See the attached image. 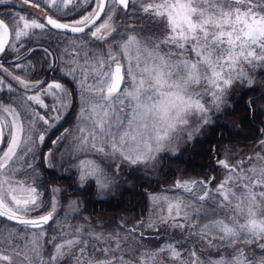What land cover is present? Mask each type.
Wrapping results in <instances>:
<instances>
[{"label":"snow or ice","instance_id":"snow-or-ice-1","mask_svg":"<svg viewBox=\"0 0 264 264\" xmlns=\"http://www.w3.org/2000/svg\"><path fill=\"white\" fill-rule=\"evenodd\" d=\"M9 2L0 0V5ZM23 3L35 8L41 6L40 0H23ZM43 3L64 16L82 7L85 11L70 22H62L53 15H48L46 22H40L11 10L0 14V55L6 49L15 53L7 67L0 62V92L8 94L6 100L0 99V218L13 221L24 230H33L26 231L30 239L23 253L29 264H45L40 241L46 235L45 226L57 213L56 194L61 191L53 187L51 198L43 197L33 163L34 149L64 119L70 107L68 97L72 95L61 82H29L9 70L26 71L31 67L21 55V49L23 38L29 37L32 30L44 32L50 26L58 33H71L73 39L68 43L77 52L76 58H65L43 49L48 68L54 70V61L64 60L63 74L78 79L80 89L81 103L74 127L65 128L52 144L59 145L71 138L74 156L97 154L130 166L151 163L155 167L156 154L187 130L185 126L190 117L199 115L197 128L199 123H208V108L202 102L204 96L210 95L212 105L218 109L234 83L239 81L251 86L254 78L249 73L264 68V0H43ZM140 13L157 21L158 34L145 41L139 33L129 31L132 25L125 24L123 31L117 32L121 36L117 51L109 48L105 53V44L112 45L115 40V37L109 39L116 31L115 18L120 15L125 19L129 16L143 19ZM64 51L67 53L68 49ZM124 59L128 61L127 68L122 63ZM127 77L132 81L130 88ZM10 81H15V85ZM44 97H50L53 103H46ZM20 105L24 106L23 112L17 110ZM258 109L264 110V105L248 102L249 112L255 113ZM194 130H189V138ZM260 131L259 149L254 157H249L253 160L251 167L237 172L236 165L219 159L218 165L227 174L213 188H209L211 180L178 181L175 187L191 194L189 197L178 196L174 200L167 196L151 197L153 205L160 201L167 204V215H160L161 224L180 229L188 236H198L201 242L211 235L212 239H207L208 247L217 251L232 247L233 252L221 253L218 259H204L192 241L181 237L179 241L167 242L144 253L139 264H165V261L169 264H264V128ZM54 158L51 151L43 156L50 168L56 166L52 162ZM75 165L81 187L92 179L98 194H103L114 182V174L109 175L94 160L80 158ZM113 166L119 170L121 165ZM197 183L202 188H196ZM239 184L243 187L237 193L234 189ZM193 199L201 202L197 211L204 212L205 216L204 204L208 201H218V208L227 209L232 215L225 218L227 222L213 219L195 224L187 211ZM75 207V201L69 203V210L74 211ZM181 216L184 222L176 219ZM241 216L244 222L237 223ZM59 222L67 224L68 220L65 217ZM147 227L156 225L149 223ZM128 231L135 233L137 229ZM83 232V228H77L74 234L51 236L49 243L60 242L53 244L49 264H60L65 258H74L75 264H128L122 256L109 255V248H97L96 240H112L113 235L103 236L89 230V236L93 237L90 241L83 238ZM5 234L8 238H19L11 227L0 226V238ZM70 235L72 238H67ZM217 238L222 243L212 242ZM238 242L246 248H235ZM177 244L187 246L177 247ZM253 245L261 249L256 258L248 254ZM89 248L93 255H89ZM11 250L17 251L15 247ZM96 251L103 258L95 257ZM0 261L11 264V257L0 250Z\"/></svg>","mask_w":264,"mask_h":264},{"label":"rangeland","instance_id":"rangeland-1","mask_svg":"<svg viewBox=\"0 0 264 264\" xmlns=\"http://www.w3.org/2000/svg\"><path fill=\"white\" fill-rule=\"evenodd\" d=\"M40 1L43 3V0H40ZM81 9L74 11V12H78ZM51 10L54 11L53 9ZM140 15L143 16V19H140L135 16H129L125 19L123 16H120V15H118L115 18L114 23L117 26L116 31L112 32V34L109 36L110 40H112L113 37H115V40H113L112 45L105 44L104 49H103L105 53L108 51L109 48H111L113 52L117 51L116 44L121 41V36L117 35V32H122L125 24L132 25L133 28L129 29V31H134L136 33H139V37L143 38L145 41H147L149 37H152L153 34H158L157 29L160 27V25L157 23V21L154 20L152 17L144 15L143 13H140ZM129 18H132V21H130ZM42 36H44L47 40L50 39L52 42L54 41L55 47L58 51L56 56H64L65 58H68V57L76 58L77 57L76 50L73 49L72 46L68 43L71 39H73V37L50 32L48 28L44 32H41L40 30H32V33L30 34L29 37L23 38L22 43L25 45L26 42H30L31 39L33 41V38L36 39ZM17 46L19 47V44ZM65 48L68 49L67 53H65L64 51ZM166 50L167 49H165V51ZM10 52L14 53L11 49H10ZM132 55L134 56L135 52H133ZM190 57L193 59L195 58L194 54L192 53H190ZM45 58H46V55H45ZM80 59L82 63L83 62L82 57ZM54 63L56 64V67L53 71V75L55 76V78L52 80H47L45 81V83L61 82L72 93V95L68 97L70 107L67 109L64 115V119L60 122V124L57 125L56 128L52 129L48 133L44 143L38 144L34 149L36 159L33 163H34V167L37 169L38 174H39V179H38L39 190L43 193V197L46 200L50 199L51 196L53 195L50 189L53 187H58L61 189V191L56 194V198L58 200L57 213L55 214L53 221H50L49 224L45 226L47 230L46 235L40 241L41 245L43 246V259H44L45 264H49V257L54 252L53 244L60 242L58 240V241H52L51 243H49V238L53 235H57L59 237L63 233L74 234L75 229L77 228H83L84 229L83 238L88 239L90 241L93 240V237L89 236L88 234L89 230H93L96 233L102 234L103 236L113 235L114 238L112 240H96L95 243L97 245V248H109L110 249L109 255L115 256V257L122 256L124 260L128 262V264H139L140 257L144 253L157 249L167 242L179 241L181 237H183L184 241H192L193 242L192 246L194 247V249L198 251V255L204 259H218L220 258L221 253H224V254L232 253L233 252L232 247H221L219 251H217L215 248L208 247L207 239H212L211 235H209L207 239L201 242V239L198 236H188V235H185V233L182 232L180 229L171 228V227H168L167 225L161 224L160 215L161 214L165 216L167 215V204L164 201H160L156 205H153L151 197L154 195L155 196H167L173 200L174 198L178 197V196H175L174 194L168 193L167 191L152 193V195H149L148 197L150 198V202H152V210L154 211L152 219L148 221H144V222L143 221L135 222L133 223V225H129L130 227L125 225L124 221H121V220H119L117 223H114V224H107L105 222H101V223L88 222L86 218L88 215L83 212V209H84L83 197L81 198L79 196H75L74 194H70V192H73V193L77 191L82 192V190L85 187L91 186L93 188L90 191L91 202L93 199L96 201L106 200V199H109L110 197H116L119 194L120 189L122 188H131L132 184H134L135 181L142 179V177L147 178V180H149L150 178H155L156 177L155 169L158 166L159 164L158 160H160L161 157L164 158V156L171 157V156L178 155L180 150L183 148V146H185V144H191L192 142H194L195 138L198 137V135L200 134L203 126L210 125L212 123H216L220 121L222 114H224V108L230 104V95H229L230 89L228 90L227 94L224 97V102L220 105L218 109L212 105V100H211L210 95H206L202 98V102L208 108V111L206 113L208 123L206 124L199 123V127L197 128V123L200 120L199 115L197 114L196 116L190 117L189 124L185 126L187 130L180 132L178 139L174 140L171 145H169L164 150L156 154L155 167H152L151 163L149 165L130 166L126 163H122L119 159H115V160L107 159L97 154H88L86 157L84 156V154L74 156L72 152L71 138L61 142V144L59 145L54 146L52 144V141L56 139V137L59 136L65 128L74 127L76 119H77V115L79 112L80 103H81L78 79L73 80L72 77L65 76L63 74L62 69L66 68L64 60L62 59L55 60ZM122 63L125 65V68H127L128 66L127 59H124ZM32 64L33 62H31L30 64L31 67L28 68L26 71H21L20 69H14V68L9 69V70L12 71L14 74L21 75L22 78H26L29 82H32L30 80L31 75L29 74L33 73L34 75L38 73L39 71L37 69L39 67L38 66L35 67ZM132 64L133 66L135 65V60L132 61ZM5 66L7 67V65ZM258 69H261V68H257L255 71H257ZM255 71H251L249 73L250 76L253 77V73ZM8 79L10 80V78ZM126 79H127V85L130 88L132 84L131 78L127 77ZM10 82L13 85H15L16 83L15 81H10ZM261 83L264 84V79H261L260 81H257L256 79H254V82L251 86L255 87L257 84L261 85ZM237 84H242L243 87L249 86L246 83H240L239 81L234 83L233 86H236ZM28 94H31V93H28ZM7 95L8 94L5 92H0V99L6 100ZM44 99L46 103L48 104L53 103L50 97H44ZM255 104L260 105V102L255 101ZM33 107H35V105H33ZM17 110L20 112H23L24 106L20 105ZM38 110L43 112V109H38ZM193 129H196V130L191 131V137L189 138V130H193ZM198 139H199V142H202L201 140H203V143H205V145L201 147V149L203 148L204 150V147L206 146V144L209 145L208 138L199 137ZM220 149L222 150L221 151L222 157H220V159H226L229 162V164L236 165L237 172H240L242 169H247L252 166L253 160L249 159V157H254V154L259 149V145H258V148L256 147V150H254L255 149L254 148L253 151L248 152L247 156L244 154V157H242V154L236 153V151L233 150L232 147H224L223 149L220 147ZM49 151H51L54 154L55 158L54 160H52V162L56 165L55 168L48 167L47 162H45L43 159V156L47 154ZM80 158H88V159L94 160L109 175L114 174L113 176L114 182L109 187V189H107L103 194H98V189H97L95 180L90 179L86 182V184L83 187L80 186L78 182V169L75 165V161ZM245 160H247L249 163L245 164L246 163ZM214 161H215L214 162L215 165L217 166L218 159ZM115 164L121 165L119 170H117L113 166ZM220 168L222 170V173H221L222 177L216 182L215 185H213L212 187L209 186V188H213L214 186L218 185L220 182H222L225 179L227 170L223 169L222 167ZM45 169H51L58 175L64 174L65 176H67L68 179L70 178L73 179L74 184H72L71 188H67L65 186H61L57 184L55 185L53 182H50V183L45 182L44 178L42 177V172H41V171L45 172ZM131 170H135V171L131 173ZM178 181H181V182L182 181H195V179L193 180V178H189V179H184V180H176L175 185ZM195 187L202 188V186L199 183H197ZM242 187L243 185L239 184V186L235 187L234 190L237 193H240L242 190ZM68 189H69V192H68ZM178 189L179 191L183 192L188 197L191 195L189 193H185L182 188H178ZM65 190H66V193H64ZM193 200L198 201L196 199H193ZM72 201L76 202V207L74 211L69 210V203ZM209 202L211 203L212 206L216 207L218 212L221 213L222 211L224 212V214H227L228 217L232 215V213L229 212L227 209H219L217 206L218 201H209ZM188 209L190 210V208ZM152 210L150 211V213H152ZM33 215H35V213H33ZM189 216L192 219L193 211H190ZM65 217L67 218L68 223L67 224L60 223L59 220H62ZM176 219L179 222H184L183 216L177 217ZM217 219H222V218H217ZM209 221H205L204 223L209 222ZM141 222H143L142 229L140 228ZM225 222H227V220H225ZM242 222H244L243 216L240 217L237 223H242ZM149 223L155 224L156 227L154 228L147 227ZM193 223L198 224L196 222H193ZM0 226L11 227L13 230L17 232V235L19 237V238L17 237L8 238L7 234H5L3 238H0V239H3L4 241L3 243H0V250H3L5 255H8L11 257V264H29V261L25 258L23 253L24 251H26V249L24 248V245L30 239V237L26 235V231L31 232L33 230H30V229L24 230L22 226L20 225L8 223L1 219H0ZM133 228L137 229L135 233L127 232L129 229H133ZM142 230L144 232H142ZM36 231H39V230L37 229ZM141 232L143 233V235L140 234ZM67 238H72V236L70 235ZM117 239L119 240L118 248H117ZM212 242L214 244L222 243L218 238L213 239ZM241 244L243 243L238 242L234 245V247L235 248H246L244 244L242 246ZM10 245L11 247H15L17 251L11 250ZM182 246L186 247L187 245L177 244V247H182ZM87 251L89 255H93V250L91 248H89ZM18 252L19 254H17ZM248 254L253 256L251 253H248ZM94 255L95 257L103 258L102 254L99 251H96ZM184 255H186V253H184ZM225 258H228L227 255L225 256ZM0 264H5V262L0 261ZM60 264H75V259L65 258L62 261H60ZM165 264H169V262L165 261Z\"/></svg>","mask_w":264,"mask_h":264},{"label":"trees","instance_id":"trees-1","mask_svg":"<svg viewBox=\"0 0 264 264\" xmlns=\"http://www.w3.org/2000/svg\"><path fill=\"white\" fill-rule=\"evenodd\" d=\"M129 19L132 21V18ZM11 56L9 52L3 55L5 59H9ZM43 58L44 68L34 75L33 73L29 74L32 82L52 79L50 73L53 71L48 68L45 55ZM253 77L257 81L264 79V68L255 71ZM262 92H264V84L262 83L261 85L257 84L255 87H243L242 84L232 86L229 90L230 104L224 108V114H222L220 121L206 125L194 142L185 144L178 155L161 157L155 169V178L147 180V178L142 177L143 180L135 181L131 188H122L116 197H110L106 200L96 201L93 199L91 202L90 191L93 189L91 186L85 187L82 192H70V194L83 197V212L88 215L86 217L87 221L91 223L114 224L121 220L130 227L129 225H133L135 222L151 220L154 211L148 196L152 193L167 191L175 196L188 197L175 187V181L189 178H193L197 182L211 180L210 187L216 184L222 177L221 168L214 163V160H219L222 157L220 147L222 149L232 147L236 153L242 154V157H244V154L247 156L248 152L253 151L254 148V150H256V147L258 148L259 140L262 138L260 130L264 128V110L258 109L255 113L249 112L248 102L251 100L255 104V101H259L260 105H264V94H260ZM199 137L208 138L209 145L206 144L204 150L201 147L205 143H203V140L199 142ZM245 162V164L249 163L247 160ZM133 171L135 170H131V173ZM41 172L45 182H53L55 185L67 188H71L74 184L73 179H68L64 174L58 175L51 169H45V172ZM64 193H66V190ZM200 203V201L193 200L192 207H190V210L187 209L188 213L193 211L192 221L198 223V225L205 221L228 217L224 212H218L216 207L212 206L209 201L204 204L207 212V216H205L204 212L197 211ZM151 210L152 213H150ZM197 216H200L201 219L197 220ZM143 222L140 223L141 229L143 228ZM127 232L130 233V231ZM142 232L144 231L142 230ZM251 248L250 253L253 257H258L261 249L255 247V245Z\"/></svg>","mask_w":264,"mask_h":264},{"label":"flooded vegetation","instance_id":"flooded-vegetation-1","mask_svg":"<svg viewBox=\"0 0 264 264\" xmlns=\"http://www.w3.org/2000/svg\"><path fill=\"white\" fill-rule=\"evenodd\" d=\"M40 5L41 6L39 8H35V7L25 5L23 3V0H10L9 3L4 4V5H0V14H5L9 10H11L13 12L19 11L22 14L37 18L38 21L43 22L44 16L46 15V13H48L50 15L55 16L56 18L59 17L64 22H70L74 18H78L82 11H85V9L82 8L78 12H74V13L69 12V14L67 16H64L61 11H58V10L52 11L41 1H40ZM49 31L51 32V30H49ZM59 34H61V33H59ZM62 35H68V34L62 33ZM68 36L73 37V35H68ZM44 38H45L44 36L38 37L36 39L33 38V41L31 39L30 42H26V44L24 45V48L21 49V55L23 56L25 62L29 65L31 64V62H33L32 65L35 67L38 66L39 67V68H37L38 70H41L44 68L43 56L46 54L43 51V49L47 48L50 51L54 52L55 54H57V52H58L57 49L51 48L49 43H47L44 40ZM27 49H30L31 52L29 53V51H27ZM7 50H6V52H8ZM12 54H13L12 56L14 57L15 53H12ZM1 60H3V59H1ZM3 61H5V60H3Z\"/></svg>","mask_w":264,"mask_h":264},{"label":"bare ground","instance_id":"bare-ground-1","mask_svg":"<svg viewBox=\"0 0 264 264\" xmlns=\"http://www.w3.org/2000/svg\"><path fill=\"white\" fill-rule=\"evenodd\" d=\"M48 28H49V27H48ZM44 40H45L47 43H49V45H50L51 48L56 49L54 41L52 42L50 39L47 40L46 38H44ZM205 126H206V125H205ZM205 126H203V128H204ZM203 128H202V129H203ZM202 129H201V131H202ZM1 220H3V219H1ZM4 221H6V220H4ZM7 222L9 223V221H7Z\"/></svg>","mask_w":264,"mask_h":264},{"label":"water","instance_id":"water-1","mask_svg":"<svg viewBox=\"0 0 264 264\" xmlns=\"http://www.w3.org/2000/svg\"><path fill=\"white\" fill-rule=\"evenodd\" d=\"M48 15H50V14H48V13H46V15L44 16V18H43V22H46V17L48 16ZM98 22V21H97ZM49 28H50V26H48ZM51 29V28H50ZM52 30H54V31H57V30H55V29H52ZM67 34H71V33H67ZM1 147V146H0ZM1 219H3V220H6V219H4V218H1ZM7 221V220H6ZM9 222H11V223H15V222H13V221H9Z\"/></svg>","mask_w":264,"mask_h":264}]
</instances>
